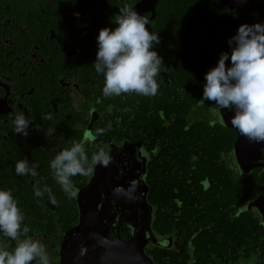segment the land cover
I'll return each instance as SVG.
<instances>
[{"label":"flooded vegetation","instance_id":"1","mask_svg":"<svg viewBox=\"0 0 264 264\" xmlns=\"http://www.w3.org/2000/svg\"><path fill=\"white\" fill-rule=\"evenodd\" d=\"M126 3L148 18L146 27L161 41L152 49L163 59L152 97H104V76L93 66L100 30L118 27L113 21ZM257 23L264 24V0H0V190H11L29 235L46 246L51 264L60 263L65 234L79 224V199L102 167L72 177L78 192L69 199L53 178L56 154L86 141L89 160L104 148L112 157L106 169L143 170L148 188L149 171L179 169V125L189 131L202 121L222 123L215 102L199 103L206 73L222 53L230 56L228 41L241 25ZM226 63L231 67L230 59ZM21 112L33 121L28 137L15 134L11 123ZM97 129L107 131L95 136ZM25 158L38 165L36 177L16 174ZM37 184L52 189L55 203L47 193L35 197ZM0 244L15 248L2 234Z\"/></svg>","mask_w":264,"mask_h":264},{"label":"clouds","instance_id":"2","mask_svg":"<svg viewBox=\"0 0 264 264\" xmlns=\"http://www.w3.org/2000/svg\"><path fill=\"white\" fill-rule=\"evenodd\" d=\"M113 23L118 25L115 30L104 28L99 32L97 59L93 64L95 71L104 76L103 96H155L160 87L155 77L160 74L163 59L152 49L161 42L159 35L150 32L146 27L150 24L148 18L127 3L119 8ZM228 44L231 54L222 53L218 66L206 73L203 98L199 103L212 101L217 110L234 109L231 125L250 142L264 143V24L241 25ZM229 59L231 67L226 63ZM43 118L52 120L51 115ZM11 123L15 134L29 136L28 128L33 121L23 112L17 114ZM210 126L214 127L215 121L210 122ZM54 131L49 127L46 134L52 136ZM106 131L97 129L95 136ZM91 135L85 134L86 137ZM85 143L74 141L70 148L56 154L50 163L53 178L69 199L75 198L78 192L72 177L90 176L95 165L108 167L112 162L104 148L94 152L89 160ZM37 168V164L30 165L25 158L16 163L15 172L18 176L36 177ZM137 184L138 181L133 180L127 192L118 187L114 193L132 198ZM45 193L55 203L50 187L41 188L39 184L34 187L35 197L43 198ZM24 221L25 215L11 190H0V234L15 241L12 250L0 244V264H51L46 246L29 235L30 229ZM86 252L87 249L81 247L80 255Z\"/></svg>","mask_w":264,"mask_h":264},{"label":"trees","instance_id":"3","mask_svg":"<svg viewBox=\"0 0 264 264\" xmlns=\"http://www.w3.org/2000/svg\"><path fill=\"white\" fill-rule=\"evenodd\" d=\"M179 127V169L149 171L147 195L154 235L172 237L174 245L150 243L147 255L155 264H264V223L255 209H245L264 194V168L239 171L233 152L237 134L222 123ZM131 235L125 227L120 236Z\"/></svg>","mask_w":264,"mask_h":264},{"label":"water","instance_id":"4","mask_svg":"<svg viewBox=\"0 0 264 264\" xmlns=\"http://www.w3.org/2000/svg\"><path fill=\"white\" fill-rule=\"evenodd\" d=\"M218 111L222 124L237 134L233 152L239 171L247 175L264 168V143L250 142L231 125L234 109ZM106 168L100 167L91 186L79 199V224L65 234L59 264H155L146 248L150 243L162 245L163 242L152 230L153 207L147 202L149 188L144 185V171H127L124 175ZM133 180L138 184L132 198L114 193L118 187L127 192ZM245 209H256L264 223V194L249 202ZM123 227L132 231L129 240L119 236L118 231ZM111 231L118 233L115 240L109 238ZM166 242L168 247L172 246L171 238ZM81 247L87 249L83 256L80 255Z\"/></svg>","mask_w":264,"mask_h":264},{"label":"rangeland","instance_id":"5","mask_svg":"<svg viewBox=\"0 0 264 264\" xmlns=\"http://www.w3.org/2000/svg\"><path fill=\"white\" fill-rule=\"evenodd\" d=\"M234 161H235V158H234ZM162 246H163V247H164V246L167 247V246H168V242L164 241L163 244H162ZM240 264H249V263H248L247 261H243V260H241V261H240Z\"/></svg>","mask_w":264,"mask_h":264}]
</instances>
